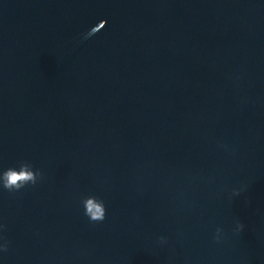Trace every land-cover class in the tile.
Segmentation results:
<instances>
[{
	"label": "water",
	"instance_id": "1",
	"mask_svg": "<svg viewBox=\"0 0 264 264\" xmlns=\"http://www.w3.org/2000/svg\"><path fill=\"white\" fill-rule=\"evenodd\" d=\"M24 160L0 264H264V0H0V170Z\"/></svg>",
	"mask_w": 264,
	"mask_h": 264
},
{
	"label": "clouds",
	"instance_id": "2",
	"mask_svg": "<svg viewBox=\"0 0 264 264\" xmlns=\"http://www.w3.org/2000/svg\"><path fill=\"white\" fill-rule=\"evenodd\" d=\"M106 21L99 22L96 26L92 27L87 33L83 34V38L87 39L92 35L100 32L106 26ZM227 147L226 145H222ZM43 172L34 168L33 164L29 161H19L18 167H8L7 169L0 170V189L6 190L9 193H19L27 186H36L38 182L43 179ZM245 189L243 187L234 189L233 196H239ZM81 205L84 209V215L89 219L90 223H101L106 219V207L102 199L95 195H88L81 199ZM245 225L237 221L234 233H242ZM7 231V225L0 223V254L6 253L9 250L10 241L3 235ZM223 229L217 228L213 234V241L215 243L223 242ZM161 245L167 244V237L161 236L158 238Z\"/></svg>",
	"mask_w": 264,
	"mask_h": 264
}]
</instances>
